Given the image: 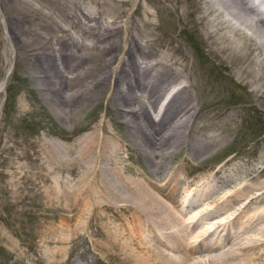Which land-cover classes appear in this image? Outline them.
Masks as SVG:
<instances>
[{"label":"rangeland","instance_id":"374dc122","mask_svg":"<svg viewBox=\"0 0 264 264\" xmlns=\"http://www.w3.org/2000/svg\"><path fill=\"white\" fill-rule=\"evenodd\" d=\"M208 2L206 0H143L142 2L157 24L155 33L160 35L165 42H168L169 37H174L176 44H180L183 49L195 56V62L199 65V67L196 65L199 93L201 94L203 87H206L203 90L204 95L201 103H205L208 93L211 96L216 93L212 97V102L204 106L203 110L205 111H201V113L208 114L209 118L205 115L199 119V122H205L206 124L221 122L225 113L234 111V122L229 127L235 130L231 129L229 132V127L226 130L229 133L228 141L222 142L221 145L212 146L209 149L210 151L207 149L201 153L187 148L181 141L182 145L179 150L173 154V157L169 156L168 158L166 156L163 166L154 163L155 160L159 162L161 159L159 155L157 157L156 155L153 156L152 159L147 156L148 153L154 152L156 144L155 147L150 146L152 148L149 149L148 153H144L142 148V151L138 148V142L131 134L134 129L133 126L123 121L122 111H124L123 114H130V112L124 109L119 110L120 112L117 113L108 103L111 92L109 90L110 86L102 85L95 93L94 98L92 95H85L87 98L92 99L85 102L81 100L80 103L74 102L76 97L71 95L75 88L72 92L66 90L63 96H60L59 92L56 94V92L49 90L41 92L38 89L40 79L36 80L34 77L39 72V68L42 65L45 66V63L44 61H35L36 58L33 59L31 55L33 53L31 48L38 44H35V42H38V37L33 29V23L25 17L21 18L19 15L10 12L6 4L0 5V84L6 80V84L1 88L2 90L0 89V264H47L46 261H49L52 244L47 243L46 238L50 237L51 233H65L67 237L66 245H68L70 255H67L64 264H119L115 253L102 250L104 246H107L104 243L105 240L114 238L113 235L109 236L107 230H116L120 223L121 228L123 223L128 228L136 224L155 228V226L152 227L153 222L149 217L153 213H150L151 211L146 212L142 207L131 203H128L129 206L127 204L122 206L118 203V205L113 206L114 209L113 207L108 208L109 210L103 213V218H98L99 220L96 218L98 216L92 211V204L99 202L106 205L107 200L98 197L94 187H92L93 183L91 182H93L94 176L91 171L94 169L96 172L94 166H91L93 160L89 161L81 158L85 142L89 140L92 142L96 137L99 138L94 141L92 158L97 151L98 155H101L97 166L100 169V174L111 172L115 175L117 173L129 182L139 176L144 183L146 181L145 185L148 188L153 187L151 188L152 191H155V194L159 198L162 197L168 207L173 209H178L176 205L179 204V201L173 202L171 200L174 197H176V200L181 199L180 202L183 203L200 190H205L206 193L200 199L199 207L205 204L207 199L209 200L208 205L214 206L217 203L227 201L229 194L231 195H229V199H234L235 192L245 188L246 185L251 183L250 181L256 183L263 180V175L262 177L259 176L260 178H257V176H248L247 178L245 176L244 178L243 175L245 174L242 173L257 164L264 165V102H261L259 92H255L256 86L260 85L264 79L257 82L253 76H250L247 77L248 81L245 80V84L239 83L238 85L232 81V78L239 79L242 62L249 65L252 62L251 60L254 59L257 60L260 69L262 67L264 71V50L262 54H259L257 49L250 54L245 50V53L242 52L244 59L231 60V62L229 60L226 63L222 61L224 60V54L221 52L214 54L211 51L210 42L209 45H204L202 40L203 36L201 34L204 32L205 20L200 19L202 22L198 23V19L203 13L201 10L210 7L212 3L215 7L218 6L215 0ZM137 7L138 3L130 7L135 20L140 17L138 12L133 13ZM219 10L221 9L219 8ZM222 15L221 18L226 23L227 20H230L227 24L224 23V25L226 24L224 26L226 31L223 30L225 35L236 41H246V44L253 48L260 45L261 36L250 26L248 27L245 23H242L240 19H237L233 14L231 15L228 11L224 10ZM44 23L41 21L42 27L46 26ZM236 28L238 29L236 30ZM45 31L47 29L41 32L46 33ZM116 35L117 37L108 38L102 42L101 46L112 43L113 39L116 40L114 42L119 46L118 43L122 36L120 34ZM46 45H41V49L43 50ZM121 47L123 46L121 45ZM58 48L62 51L64 47ZM117 48L116 51H109L104 55L99 54L101 48L98 49L97 56L94 57L95 60L90 61L87 67L97 68L94 64L97 63L96 59L101 57V64L104 67L106 64L108 67L113 66L116 64L114 62L116 61V55L121 52L119 47ZM196 50L200 51L199 61L196 58ZM66 52L73 55L72 50ZM72 55L70 56L72 57ZM67 58L68 56L64 57V62L68 64V70L72 69L74 71L72 75H81L82 71L75 68L81 67L83 62H77L74 58L68 61ZM59 62L63 66V60H59ZM232 62L237 63L233 64ZM44 80L46 82V79ZM74 82L81 83L79 80ZM46 83L48 88L52 87L51 84ZM144 90L145 87L142 86L140 90L137 89L141 96L145 95V92L149 93L148 90ZM206 90L207 94H205ZM53 98L56 101L52 102L51 99ZM158 148L155 149L154 154H156ZM104 150L107 156L103 154ZM73 160L75 163H73ZM237 168L241 169L238 170ZM211 171L214 173H211ZM231 176L239 177V179L233 181L235 185L233 184L230 187L229 184H222L225 182V177ZM240 177L243 178L240 179ZM97 178L95 176L94 181L98 182L99 179ZM164 178L167 181L166 184ZM162 179L163 181H161ZM210 184H220L219 186L222 187L223 185L224 187L221 188L220 192H215L216 190L212 191L211 186L209 187ZM161 186L163 189L165 187V190L161 189ZM248 188L245 192L249 191ZM120 196L125 197L126 193H120ZM122 197L117 202L125 203ZM101 199H105L104 202ZM240 202L241 199H238L236 206H243V202ZM237 208L231 209V211L234 212ZM134 209L147 214L149 212V216L145 215L148 219L138 218V213ZM121 210L123 216L120 215L122 214ZM124 213L127 215H124ZM225 214H219V217H224ZM118 215L122 217L118 218ZM124 217L127 219L125 220ZM105 221H108L107 224ZM65 222L66 224H64ZM97 223L104 226L102 229L104 234L100 232L101 236L95 235L96 226L94 224ZM84 226H87V228L85 229ZM160 226L158 225V229L156 225V228L160 230ZM72 227H78V231L73 233ZM67 230L69 231L67 232ZM141 231V234L138 233L139 236L135 238L137 242H140V237L146 235L145 237L149 238L151 235L143 231L144 234ZM119 237L121 241L125 239L121 234H119ZM205 239L211 240L210 236ZM221 247L223 248L216 247L217 249H212V251L210 248H205V251L202 249L197 251L199 254L195 252L193 255L206 258L225 248L227 249L225 244ZM262 247L264 248V244H260L256 248L259 251ZM163 248L166 251L169 250ZM253 248L245 249L244 252L257 251ZM170 250L168 252L171 255H176L177 251ZM206 264L215 263L207 260Z\"/></svg>","mask_w":264,"mask_h":264},{"label":"bare ground","instance_id":"6f19581e","mask_svg":"<svg viewBox=\"0 0 264 264\" xmlns=\"http://www.w3.org/2000/svg\"><path fill=\"white\" fill-rule=\"evenodd\" d=\"M206 1L208 2L209 0ZM215 1L218 3L219 7H215L212 3L211 6L209 5L210 7L202 8V16L200 15L201 17L199 16L200 18L198 19V23L201 20H205L204 32L201 34L203 36L202 40L204 45H209L208 43L210 42V46L212 47L211 51L214 54H219V52L223 53L224 60L222 61L225 63L229 62V60L231 62V60L238 61L242 59V52L245 50L250 54L254 53L255 49H257L259 54H262L264 50V0ZM142 2L143 0H0V5L6 4L10 12L19 15L21 18L25 17L33 23V29L38 37V42H35V44H38L31 48L33 53L30 54L33 59L36 58L35 61L39 60L45 63V66L42 65L38 70L39 72L37 71L36 77H34L36 80L38 78L40 79V87L38 89L41 92H47L49 90L51 92H56V94L59 92V95L63 96L66 90H71L72 92L73 88H75L71 95L76 97L74 102L80 103L81 100L85 102L92 99L87 98L85 95H92L94 98L95 93L98 92L102 85L106 87L110 86L109 90H111V92L108 103L117 113L124 109L130 112V114H123L124 111H122V116L124 117L123 121L133 126L134 129L131 134L138 142V148L140 150L142 148V152L148 153V151H150L149 149L155 147L156 144L159 147H155V149L158 148L156 154H154V149V152L148 153L147 156H150L149 158L152 159L153 156L156 155L157 157V155H159V157H161L159 162H157L158 160L153 161L163 166L164 161H166L165 157H173V154L176 153L182 145L181 141H183L182 143L187 148L200 153L207 149L209 150L212 146L221 145L222 142L228 141L229 133L226 130H228V127L234 122V111L227 114L225 113L221 122H211V124L199 122V119L203 118L205 115L209 118L208 114L205 112L201 113V111H205L203 110L204 106L212 102V97L216 93L213 94V96L209 93L207 94L208 88L205 91V94L208 95H206V101H204L205 103L203 104L201 103V99L204 95L203 90L206 87H203L200 94L196 76V65H198V63L195 62V56H192L186 49H183L180 44H176L174 37H169L167 40L168 42H165L160 35L155 33L157 24L154 22L151 13L145 9ZM136 3H138V7L133 13L138 12L140 14L138 20L134 19L130 11V7L134 6ZM219 8L221 10H219ZM224 10L228 11L231 15L233 14L237 19H240L242 23H245L248 27L250 26L258 33L262 38L260 45L253 48L248 46L246 41H236L231 39L230 36L228 37L225 35V33H223V30H225L224 26L230 22V20H227V23L222 20L221 15ZM41 21L45 22L44 25L46 26L42 27ZM224 23L226 24L224 25ZM44 29H47V31H45L46 33L41 32ZM237 29L238 28H236V30ZM116 34L122 36L120 42H117L119 46L114 42L116 41L114 39L112 43L101 46V43L108 38L117 37ZM33 41L32 43H34ZM42 43L44 45L47 44L43 50L41 49ZM121 45L123 47H121ZM62 46L64 48H62L63 50L61 51L58 47ZM117 47H119L121 52L115 57L116 61L114 62H116V64L113 66L110 65L109 67L106 64L104 67L101 64V57L96 59L97 63L94 64L97 68L87 67L90 61L95 60L94 57L97 56L98 49L101 48L99 54L104 55L106 52L116 51L118 49ZM68 50H72L73 55L66 52ZM195 52L197 61H199L198 55L200 51L196 50ZM70 55H72V57ZM41 56L43 57L41 58ZM67 56L68 61L74 58L77 62H83L81 63V67H74L76 70L80 69L82 71L81 75H72L74 71L72 69V71L68 70V64L64 62V57L66 58ZM58 59L61 61L63 60V66H61ZM254 60H251L252 62L249 65L245 62L241 63L242 67L240 71L237 69L239 73L241 72V75L239 79L237 78L238 81L232 78L234 83L238 85L239 83L245 84V80L250 76H253L257 82H261L264 79L262 67L260 69L257 60ZM232 63L235 64L237 62ZM85 67H87V69L84 70ZM44 79L52 85L51 88L47 87V83ZM78 80L81 81V83L74 82ZM5 81L6 80L2 81L0 84V89L6 84ZM141 86L145 87L144 91L148 90L149 93L145 92V95L141 96L140 92L137 91V89H141ZM256 87L255 92H259V97L263 103L264 80ZM103 89L105 88L103 87ZM51 100L52 102L56 101L54 98ZM231 129L234 128L231 127ZM231 129L229 127L228 131L230 132ZM98 138L99 137H96L95 139L97 140ZM95 139H93L92 142L90 140L85 142L81 157L85 160H93L91 166H94L96 172L94 169L91 171L94 176L92 179L93 182H91L93 183L92 187H94V191H96L98 197L106 198L107 200L106 205L99 202L92 204V211L98 216L96 217L95 215V217L97 219L103 218V213L107 212V210L111 209L116 204L118 205V203L122 206H124V204L128 205V203L135 204L142 207L146 212L151 211L150 213L154 215V217L153 215L149 216V212L147 214L141 212V210L138 211L134 209L135 212L138 213V218L146 220L148 217H145V215L151 217L150 220L153 222V226H151H155V228L136 224L129 226L130 228L132 227L131 230L127 226H124L123 223L122 229L120 223L116 230H107L109 236L113 235L114 238L105 240L104 243L107 246H104L102 250L108 253H115L119 264H206L207 260L215 264H264V248L262 247L259 251L256 248L258 245L264 244V178L261 181L257 180L258 182L256 183L250 181L251 183L246 185L245 188L235 192L234 199H229V194L227 196V201L217 203L214 206H209V200L207 199V202L199 207L200 199L203 198V194L206 193L205 190H200V192L192 195L189 199L187 198L188 200L183 201V203L180 202L181 199L176 200V197L172 196L174 197V199H171L173 202L179 201V204L176 205L178 209H173L172 207H168V204L165 203L166 201L164 202L162 197L159 198L155 194V191H152L151 188L153 187L148 188L145 185L146 181L144 183L143 179L139 176L132 182H129L125 180L122 175L117 173L115 175L111 172L100 174V169H98L97 166L99 165L101 155H98L97 151L95 154L96 157L94 155L92 158ZM103 154L107 156L105 150ZM73 163H75L74 160ZM237 169L240 170L241 168ZM212 172L213 171H211V173ZM242 174H245L243 175L244 178L245 176L246 178L248 176H257V178L259 176L262 177V175L264 176V165L260 166L257 164L253 168H250V170H245ZM95 176L96 178L98 177V182H96V180L94 181ZM237 176H234L235 178L233 176L225 177V182L222 183L221 181V183L229 184L231 187V185L234 184L233 181L239 179ZM243 177H240V179ZM161 181H163V179ZM166 183L167 181L165 180V184ZM190 185L192 184L190 183ZM219 185L210 184L209 187L211 186L212 191L216 190L215 192H220L222 190L221 188L224 186L222 185L221 187ZM85 187L88 188L87 186ZM246 187L249 190L248 192H245L247 189ZM156 189L158 190V188ZM161 189H163V187ZM163 190H165V187ZM120 193H126L125 197L120 196L125 203L121 204L117 202L120 198ZM238 199H241V202H243V206L241 205L243 209L238 205L237 208L236 204L238 203ZM104 200L102 202H104ZM92 201H94V199H92ZM234 208L237 209L232 212L231 209ZM193 209L194 211H192ZM228 209L230 210L227 211ZM188 213L191 214L189 215ZM223 213L225 216L219 217V214ZM120 215L123 216V211ZM124 215L127 214L124 213ZM122 216L118 215V218ZM126 219L127 218H125V220ZM64 224H66V222ZM94 225L96 226L95 235L101 236L102 234L100 232L103 231L102 229L104 226H101L100 223ZM156 225L157 227L161 225L160 230H158L159 227L158 229L156 228ZM87 226H84L85 229ZM68 231L69 230H67V232ZM77 231L78 227H72L73 233ZM140 231H144L151 235L149 238L145 237L146 235L142 236L140 237V242H137L135 238L139 236L137 234L140 233ZM47 233L49 234V231ZM119 234L125 239L121 241ZM126 235L127 237H125ZM207 236H210L211 240H206L205 238ZM222 236L223 238H221ZM46 241L52 244L49 252V261H46V263L64 264L66 257L70 255L68 245H66L67 237L65 233H51V236L46 238ZM224 244L227 249L225 248L219 252H214L215 255L206 258L193 255V253L201 251L202 249L204 250L205 248H210L211 251L216 247L222 249L223 247L221 246H224ZM163 247L177 251L176 255H171L170 252H168L169 250L166 251ZM251 247H254L253 249L257 251L244 252L245 249H251ZM178 252L179 254H177Z\"/></svg>","mask_w":264,"mask_h":264}]
</instances>
